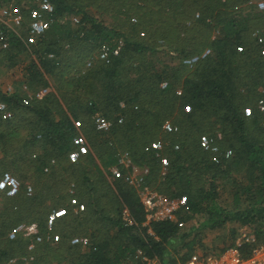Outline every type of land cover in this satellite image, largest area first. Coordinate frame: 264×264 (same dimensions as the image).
<instances>
[{
	"label": "trees",
	"instance_id": "trees-1",
	"mask_svg": "<svg viewBox=\"0 0 264 264\" xmlns=\"http://www.w3.org/2000/svg\"><path fill=\"white\" fill-rule=\"evenodd\" d=\"M48 1L52 10L38 12L52 23L38 37L31 33L39 28L24 29L27 18L21 26L0 22V69L26 54L27 86L44 88L35 98L0 90V264H51L55 254L56 264H174L201 243L200 228L229 224L218 252L235 246L248 256L264 241V8L251 0H129L141 21H163L151 43L134 28L130 33L128 21H97L85 0ZM103 1L113 18L129 15L120 10L125 0ZM67 14L78 21L59 22ZM174 38L170 50L182 57L208 48L183 77L152 58L161 41ZM99 45H108L105 57L73 68ZM96 112L110 120L108 129H95ZM129 144L134 162L148 165L151 175L163 168L157 188L183 200L163 219L146 222L132 187L104 177L109 166H120L117 151ZM96 158L108 191L96 192L90 178L85 161ZM74 194L85 209L73 210ZM123 210L131 223L122 220ZM28 218L38 221L34 237L12 233ZM241 229V239L254 241L237 244Z\"/></svg>",
	"mask_w": 264,
	"mask_h": 264
},
{
	"label": "rangeland",
	"instance_id": "rangeland-1",
	"mask_svg": "<svg viewBox=\"0 0 264 264\" xmlns=\"http://www.w3.org/2000/svg\"><path fill=\"white\" fill-rule=\"evenodd\" d=\"M37 1L38 0H1L0 22H3V23L12 22L14 23V25L21 26L22 19L27 18L29 19V21H27L28 23L26 26H24V29H28L30 23L40 21L41 26L39 27L40 30L38 31L39 34H35L36 32L31 33L34 37H38L40 34H42V31H45L50 25V23H52L51 21L52 19L49 20L46 17V15L38 12L39 5ZM128 1L129 0H125V6L121 8L120 10L128 11L129 15L123 14L122 12H120L118 16L120 21L111 16L113 12L112 10L109 9L111 8V6H109L107 1L85 0V2L91 4V5H86L85 10L91 13L97 21L98 20L102 21L103 24L109 25L110 27H113V25L115 24L120 25V23L123 22V20L128 21L129 23L124 24V26H126L129 29L130 33H132V29L134 28L137 31H139L140 39H143L146 41H150L149 39H151L152 41L156 42L157 41L156 38L161 34V30L157 28L163 25L162 24L163 21H157L156 23H150L149 21H141V18H138V16L133 14L132 9L128 5ZM251 1H253V3L256 4L257 6L256 9L259 10V9L264 8V0H251ZM119 4L120 2L117 1L116 3L113 4V6L119 5ZM78 18H79V15L67 14V15H63V17L59 19V22H64V21L69 20L75 23L78 21ZM115 29L118 30L119 28H115ZM19 30L21 32L23 29H19ZM124 30L125 29H121L118 31H121L124 33L126 32ZM116 37L111 38V39L113 40ZM181 37L188 38L189 35L186 34V35H182ZM118 39L121 40L120 38ZM189 41H191V38H189ZM176 42L178 41H176L175 38L172 41H169V43H172V44H165L166 42L164 43L161 41V45L157 46V49L152 58L153 59L157 58L163 64H168L173 68H178L180 71L179 74L181 75V77H183L184 75H187L192 70V64L194 63L195 57L197 56L196 54L201 56L203 53L207 52L208 48L205 46H201L198 52L196 51L192 52L191 50V52L187 53L185 56L182 57L181 54L172 52L170 50L171 48L170 45H175ZM101 51H102V47L99 45L98 47L93 49L90 53L86 54L85 56L77 58V62L74 64L75 66L73 68L77 70V69L88 67L94 60L98 59ZM149 56H152V54H150ZM15 62L16 64L10 68L0 69V90L2 92H9V93L14 92V91H17L19 93L26 92V94L30 97H33V98L40 97L42 93L41 91H44V88L39 86V83L27 86V81L25 77V74L27 75L26 67L29 64L27 55L23 53L19 54L15 58ZM157 66L160 67L159 64ZM73 71L74 70H70V72H73ZM67 75L68 74H66V76ZM179 89L180 87H178V90ZM25 98L26 97H23V99ZM261 99H264V96H262ZM0 107L1 108L5 107V103L0 101ZM96 113H99V112H96ZM165 125H162V126L165 127ZM129 145H130V148L121 147L117 151L118 162L120 163V166H119L120 168L116 165L109 166L107 168L109 172H106L104 177H106L107 181L109 182L112 181L115 177H120L121 181H124L127 185L132 187V189L135 191L138 197L139 195H141V192L145 190H149L152 192H156L157 194L161 195L163 198L169 199L170 197H168L166 193L160 191L157 188V183L160 180L159 176L161 172L163 173L164 171L163 168H162V171L161 170L158 171L159 176L158 175L154 176V174L151 175L150 167L148 165H145V164L139 165L134 162L133 156H132V148H131L132 145L131 144ZM0 157H1V152H0ZM77 157L79 158L80 155L78 156V153L77 154L74 153L73 160L78 159ZM85 162L87 164V168L89 169L88 172H89L90 178L92 179L93 184L97 186L96 192L108 191L107 189L109 188L108 183L105 181L104 182L100 181L97 171L95 170V167L93 165L96 162V164L100 166L99 158L93 159V162H90V159H87V161ZM121 168H124V172L122 173L120 172ZM11 173L10 175L11 177H13L14 173L12 174ZM11 177L9 181H15V179ZM148 177H151V178L149 179ZM2 178H4V175L0 174V179ZM29 187L31 188L32 192L36 191L33 184L32 185L29 184ZM68 189H69V186L68 188H65L64 191ZM71 190L72 189L70 188L69 191ZM69 199H70L69 202L72 203V208L75 212L78 209L80 210L79 208L80 202L85 204L84 200H82L79 196H77V194L71 195ZM170 199H174V198H170ZM105 201H106L105 199L102 200L103 203ZM51 202H52L51 199L50 201L47 202L48 209L51 206ZM74 204L77 205V207ZM40 208L41 207H39V209ZM125 212L126 210H123L120 213V216L122 219H123ZM33 214L34 213L32 212L29 215H26L25 218H27V216L32 217ZM53 215H54L53 211H49L47 215V219L54 220L56 215L55 216ZM37 223L38 221H36L35 219H31V218L21 220L19 223L13 226L11 231L12 233L21 235L22 237L32 238L39 231V227ZM20 224L22 225V227L19 230H13L16 226ZM189 224L190 223L187 222L184 225V228L187 229ZM229 225H226L216 230L200 228L199 231L201 232V234L199 235V239L201 243L199 242L200 244L198 245L195 244V250L193 252H200V253L218 252V248L221 245L222 235L227 231ZM241 230L243 232L240 234V237H239L240 239L237 240L238 241L237 244L241 242V237L245 235L244 229H241ZM248 232H251V230H249ZM54 239H56V237H54ZM37 242H40V240L39 239L33 240V243L31 242V244H29L30 249L28 250L33 249L32 246H34V244ZM53 242H57V240H53ZM261 242H264V241H261ZM57 255L58 254H55V256L51 257V264H56ZM152 264H154V262H152Z\"/></svg>",
	"mask_w": 264,
	"mask_h": 264
},
{
	"label": "built area",
	"instance_id": "built-area-1",
	"mask_svg": "<svg viewBox=\"0 0 264 264\" xmlns=\"http://www.w3.org/2000/svg\"><path fill=\"white\" fill-rule=\"evenodd\" d=\"M39 8L45 11H51L52 5L48 0H38ZM41 26V22L30 23L31 31H36ZM121 41L117 45V49L121 46ZM108 45L102 46L99 57L106 56ZM94 126L98 131L106 130L110 127L111 122L101 113L94 114ZM77 154V153H75ZM139 199L146 211V222L149 220H157L165 218L172 210L183 203L182 199L163 198L156 192L145 190L139 195ZM80 210L84 209V204L79 203ZM125 223H131L128 213L125 212L123 219ZM22 225L16 226L13 230H19ZM244 236V235H243ZM253 242L254 239L244 237L241 239ZM238 242V241H237ZM174 264H264V242H257L253 245L248 256H242L235 246L229 247L221 252H193L184 262H176Z\"/></svg>",
	"mask_w": 264,
	"mask_h": 264
}]
</instances>
